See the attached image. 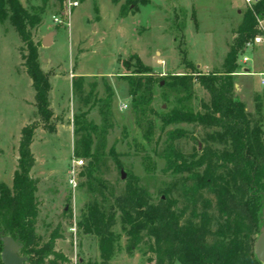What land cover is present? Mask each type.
Returning <instances> with one entry per match:
<instances>
[{"label":"rangeland","instance_id":"rangeland-1","mask_svg":"<svg viewBox=\"0 0 264 264\" xmlns=\"http://www.w3.org/2000/svg\"><path fill=\"white\" fill-rule=\"evenodd\" d=\"M19 1L40 18L30 33L40 67L48 75L51 115L44 121L36 112L34 90L22 64L24 44L5 19L0 22V181L11 183L20 127L36 123L30 143L34 156L30 175L36 180L38 202L35 231L42 242L56 228L60 237L55 239V248L73 264L98 262L97 237L77 223L86 205L103 203L107 213V204H112L126 183L144 187L150 201L156 202L163 197L161 190L179 179L162 157L163 132L182 127L197 138L204 132L202 127L188 123L168 124L162 131L159 119L153 116L155 127L150 140L142 139L129 110L127 83L119 76L125 70L119 61L136 55L155 78L190 70L183 57L202 72L219 69L225 53L235 44L237 25L248 6L242 0H65L61 7L55 0L44 4L40 0ZM73 1L76 4L72 5ZM257 17L264 21V14ZM50 31L51 42L43 46L41 39ZM245 54L249 57L245 63L240 62L241 54L236 59L239 66L233 75V93L244 101L247 111H253L254 93L264 92L258 73L264 72V46H255ZM78 75L83 84L75 94L72 80ZM104 82L113 91L112 126L105 133L102 156L92 158L89 164V158L72 153L78 136L73 122L93 99L105 95ZM160 85L154 84L150 103L158 113L167 111L178 95ZM90 88V101L84 104L79 97ZM188 100L194 109H200L201 101H208V94L195 82ZM120 104L126 107L119 109ZM86 119L100 123L98 103L89 109ZM178 144L182 151L189 152L193 141L181 138ZM75 158L81 159V164L74 169L72 186L68 169ZM261 201L264 203V193ZM260 219L258 233L264 229V207ZM126 228L115 210L110 230L116 240L108 264H145L154 254L152 238L143 239L129 253L125 250Z\"/></svg>","mask_w":264,"mask_h":264},{"label":"trees","instance_id":"trees-1","mask_svg":"<svg viewBox=\"0 0 264 264\" xmlns=\"http://www.w3.org/2000/svg\"><path fill=\"white\" fill-rule=\"evenodd\" d=\"M40 1L44 4L48 0ZM55 1L61 7L65 0ZM39 9L41 11L42 7ZM261 14H264V0L246 9L237 25L235 44L225 53L219 69L202 72L183 57L182 62L190 70L155 78L136 55L119 61L125 70L119 76L127 83L129 110L142 139L150 140L155 127L153 116L159 119L162 131L168 124L188 123L202 127L204 132L198 138L182 127L163 132L162 157L167 168L178 173L179 179L162 189L163 197L156 202L150 201L144 187L126 183L123 191L113 197L112 204H107V213L103 203L98 205L93 201L86 205L77 223L83 231L97 237L100 261L76 264H108L116 240L110 230L115 210L127 227V252L131 253L143 239L152 238L150 246L154 254L147 257L145 264H259L253 243L260 226V209L264 207L261 201V193H264V92L254 93L253 111H247L244 101L234 96L233 75L244 43L258 31L256 16ZM5 19L24 44L22 64L34 90L36 112L44 121L48 120L51 115L48 75L40 67L37 46L30 33L39 23V15L30 12L19 0H0V22ZM102 80L105 81L104 76ZM160 80H163L162 85ZM156 82L161 88L178 94L175 103L160 113L150 105ZM195 82L208 94V101H201L200 109H194L188 100ZM104 83L105 95L93 99L86 110L75 115L73 122L78 136L74 139L72 153L89 158V164L92 158L102 156L105 133L112 126L113 91ZM82 84L81 76L73 78L75 94ZM92 91L90 88L86 95H80L84 104L90 101ZM95 103L101 116L99 124L86 119ZM35 125L21 127L11 183L0 181V237L10 236L20 244L18 254L25 257L22 264H73L55 248V239L60 237L56 228L42 242L35 231L38 202L36 180L30 175L34 162L30 143ZM181 138L193 141L191 151L180 149ZM1 248L0 239V252Z\"/></svg>","mask_w":264,"mask_h":264},{"label":"water","instance_id":"water-1","mask_svg":"<svg viewBox=\"0 0 264 264\" xmlns=\"http://www.w3.org/2000/svg\"><path fill=\"white\" fill-rule=\"evenodd\" d=\"M53 32H47L41 39L43 46H47L51 42ZM247 69H245L246 71ZM236 86V85H235ZM200 145L198 144V147ZM123 177V174H121ZM2 241V248L0 252V261L2 264H22L25 257L18 254L20 244L10 236L0 237ZM253 253L259 264H264V229H262L256 236L253 243Z\"/></svg>","mask_w":264,"mask_h":264},{"label":"built area","instance_id":"built-area-1","mask_svg":"<svg viewBox=\"0 0 264 264\" xmlns=\"http://www.w3.org/2000/svg\"><path fill=\"white\" fill-rule=\"evenodd\" d=\"M243 3L248 6L251 7V5L255 2H257L258 0H242ZM72 5L76 4V1L71 2ZM256 24H257V33L249 40H247L244 43L243 46V52L241 53V61L242 63H245L246 61L249 60V57L247 54H245V52L247 50H251L253 47L255 46H264V21H262L259 17L256 16ZM244 68L243 71L247 72L248 70L245 71ZM236 73V72H235ZM260 74V79H259V83L261 85H264V72H258ZM126 105L125 104H121L119 105V109L121 108H125ZM81 164V159H72L70 161V167L68 169V174H69V179L68 182L74 186V172H75V167L77 165Z\"/></svg>","mask_w":264,"mask_h":264},{"label":"crops","instance_id":"crops-1","mask_svg":"<svg viewBox=\"0 0 264 264\" xmlns=\"http://www.w3.org/2000/svg\"><path fill=\"white\" fill-rule=\"evenodd\" d=\"M71 75H72V73H71ZM79 76V75H78ZM75 77V76H74ZM121 105V104H120ZM119 107V106H118ZM22 127V126H21ZM21 127H20V129H21Z\"/></svg>","mask_w":264,"mask_h":264}]
</instances>
